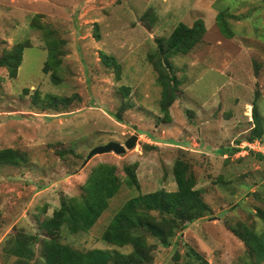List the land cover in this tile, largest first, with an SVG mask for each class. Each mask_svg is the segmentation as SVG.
Instances as JSON below:
<instances>
[{"label":"rangeland","instance_id":"1","mask_svg":"<svg viewBox=\"0 0 264 264\" xmlns=\"http://www.w3.org/2000/svg\"><path fill=\"white\" fill-rule=\"evenodd\" d=\"M179 22L201 34L186 53L165 42ZM26 41L16 77L0 67V149L26 156L18 165L0 163V264L14 262L9 248L17 236L32 261L42 260V242L50 238L43 220L63 197H81L101 163L116 165L119 190L89 230L73 233L62 224L52 235L81 251L129 253L131 244H108L102 234L127 199L175 190L178 162L209 209L166 245L130 223V234L148 248L149 259L138 264H180L190 248L210 264H264L228 229L240 223L264 231V0H0V56ZM51 41L60 59L54 79L52 69L43 71ZM157 61L173 76L175 98L166 110ZM253 103L262 135L250 140ZM132 135L138 139L124 153L87 159L94 146ZM134 162L139 188L123 172ZM143 206L154 218L164 214Z\"/></svg>","mask_w":264,"mask_h":264},{"label":"trees","instance_id":"2","mask_svg":"<svg viewBox=\"0 0 264 264\" xmlns=\"http://www.w3.org/2000/svg\"><path fill=\"white\" fill-rule=\"evenodd\" d=\"M148 15V12L143 14V16ZM149 17L154 20L153 15L150 14ZM200 39L201 34L195 27L179 22L165 39V42L169 49L186 53ZM158 41L161 44L162 40L158 39ZM29 46L30 43L28 41L17 43L0 56V67L7 69L10 78L16 77L18 67L22 61L23 50ZM48 50L49 53L43 64V71L47 73L52 69L51 77L54 79L56 76L55 70L58 63H60L57 42H49ZM103 58L109 62L107 56L104 55ZM54 66L55 68L53 69ZM154 68L158 72V83L162 87L160 108L166 110L175 98L174 84L170 83L173 80V76L169 74L168 67L160 61L154 63ZM121 89L124 95L128 93L127 88L124 86H121ZM55 100V97L49 96L48 101L53 103ZM125 107L123 104L119 106L114 114L116 120L122 121L121 113ZM252 117L255 124L252 128L253 135L250 140L253 138L259 139L262 135L255 103L252 104ZM25 161V154L16 149H0V163L2 164L18 165ZM132 165L133 167H131ZM132 165H125L123 172L128 175L131 184L139 188L134 169L137 164L134 162ZM181 165L178 162L177 166L174 167L175 190L158 189L129 198L108 223L102 234V239L106 243L118 247L131 244L133 249L129 253H112L107 249L100 248L81 251L59 242L52 235L53 229L59 228L62 224H65L73 233L89 230L107 207L108 200L119 190L121 180L117 174L116 165L101 163L90 172L87 180L82 184L81 197H63L59 207L53 210L50 217L43 220L42 228L50 235V238H45L42 242V260L32 261L33 251L27 247L25 240L22 239L23 236H21V239L19 238L20 236H17L12 247L9 248V252L15 256L12 264H108L111 260L121 264H138L147 261L149 259L148 248L147 246L145 248L142 242L143 239L140 236L130 234V223H134L136 226L143 224L148 227L158 237L159 241L166 245L169 244V238L175 234L176 229L180 227L182 230L187 223L201 218L204 215V211L209 209L201 198L200 190L193 188L194 180L190 173H188L189 175L187 174L186 164ZM140 202L144 204L145 211L147 209H157L164 214L154 218L149 213H142L138 207ZM228 229L247 246L249 253L255 255L258 262L264 263V231L257 233L240 223L228 225ZM29 238L34 240L38 236H29ZM142 248L145 250L143 251ZM190 249L188 251L189 259L180 264H210L203 254L193 248ZM173 258L175 262L179 263V254H175Z\"/></svg>","mask_w":264,"mask_h":264},{"label":"water","instance_id":"3","mask_svg":"<svg viewBox=\"0 0 264 264\" xmlns=\"http://www.w3.org/2000/svg\"><path fill=\"white\" fill-rule=\"evenodd\" d=\"M138 139L137 135L130 136L124 143L110 140L105 144L94 146L88 153L87 159L94 154H101L107 152H114L116 154L124 153L127 149H130L134 146L136 140Z\"/></svg>","mask_w":264,"mask_h":264},{"label":"built area","instance_id":"4","mask_svg":"<svg viewBox=\"0 0 264 264\" xmlns=\"http://www.w3.org/2000/svg\"><path fill=\"white\" fill-rule=\"evenodd\" d=\"M248 145V147L251 149V148H254L255 147V144H247Z\"/></svg>","mask_w":264,"mask_h":264}]
</instances>
